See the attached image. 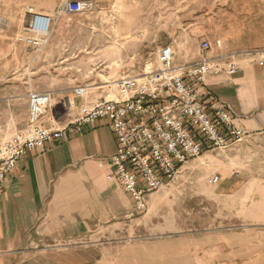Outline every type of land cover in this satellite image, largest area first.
<instances>
[{
    "label": "crops",
    "instance_id": "1",
    "mask_svg": "<svg viewBox=\"0 0 264 264\" xmlns=\"http://www.w3.org/2000/svg\"><path fill=\"white\" fill-rule=\"evenodd\" d=\"M63 2L58 0L59 12ZM41 5L42 0H17V14L38 12ZM225 25L214 39L215 52L264 54V0L243 21ZM258 59L240 56L235 74H208L197 85L201 100L225 103L235 127L246 133L227 149L237 153L244 180L225 192L237 202L236 217L245 228L223 235L221 251L202 249L196 238H160L121 254L100 243L99 235L138 210L121 184L107 178L116 141L108 124L97 120L18 161L0 195V264H264V72ZM96 97L69 99L76 104L71 112L65 98L64 108L53 106L40 120L46 127L64 126L80 115L79 106L102 95Z\"/></svg>",
    "mask_w": 264,
    "mask_h": 264
},
{
    "label": "rangeland",
    "instance_id": "2",
    "mask_svg": "<svg viewBox=\"0 0 264 264\" xmlns=\"http://www.w3.org/2000/svg\"><path fill=\"white\" fill-rule=\"evenodd\" d=\"M78 1L90 7L64 14L58 0H42L38 12L51 17L50 35L36 53L16 41L29 15L17 14V0H0V143L25 127L30 89L52 93L42 118L53 106L64 108L65 98L73 100L78 85L88 87V95L110 98L107 82L139 75L145 65L157 68L163 46L173 50L174 68L198 62L203 39L211 45L209 54L219 55L214 39L224 24L226 29L229 19L238 24L259 5V0ZM236 157L215 150L189 160L172 182L149 196L145 211H135L98 240L113 254L169 237L196 238L202 249L221 251L223 235L245 228L236 217L237 202L225 195L245 177Z\"/></svg>",
    "mask_w": 264,
    "mask_h": 264
},
{
    "label": "built area",
    "instance_id": "3",
    "mask_svg": "<svg viewBox=\"0 0 264 264\" xmlns=\"http://www.w3.org/2000/svg\"><path fill=\"white\" fill-rule=\"evenodd\" d=\"M90 3L64 0L60 12H84ZM28 19L16 41L40 53L48 42L51 17L27 8ZM218 46V42L216 43ZM210 43L199 44L200 59L193 65L172 66L173 50L160 48L157 68L145 65L139 75H124L111 81L109 95L79 106L80 115L64 126L46 127L41 122L52 100V93L29 90L28 121L11 139L0 143V195L18 161L30 150L54 140H68L87 124L104 120L114 135L116 150L108 158L112 173L130 196L138 211L147 209L150 194L172 182L189 160L206 151H224L239 143L245 132L235 127L234 113L223 102L201 100L197 85L208 74L228 75L238 70L240 56H259L264 72V54H209ZM73 95L86 98L88 87L75 86ZM67 111L76 104L67 99ZM218 181L215 176L213 183Z\"/></svg>",
    "mask_w": 264,
    "mask_h": 264
},
{
    "label": "bare ground",
    "instance_id": "4",
    "mask_svg": "<svg viewBox=\"0 0 264 264\" xmlns=\"http://www.w3.org/2000/svg\"><path fill=\"white\" fill-rule=\"evenodd\" d=\"M108 83V86H110L111 85V81L110 82H107Z\"/></svg>",
    "mask_w": 264,
    "mask_h": 264
}]
</instances>
